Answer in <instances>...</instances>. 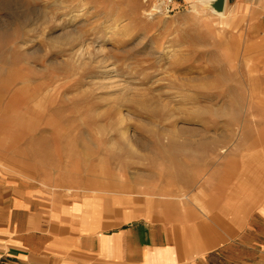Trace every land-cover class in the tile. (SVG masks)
I'll return each mask as SVG.
<instances>
[{
  "label": "rangeland",
  "instance_id": "obj_1",
  "mask_svg": "<svg viewBox=\"0 0 264 264\" xmlns=\"http://www.w3.org/2000/svg\"><path fill=\"white\" fill-rule=\"evenodd\" d=\"M153 1L0 0V152L40 137L42 168L74 192L108 200L153 180L192 199L225 138L235 151L264 136V48L247 22L201 0L155 16Z\"/></svg>",
  "mask_w": 264,
  "mask_h": 264
},
{
  "label": "crops",
  "instance_id": "obj_2",
  "mask_svg": "<svg viewBox=\"0 0 264 264\" xmlns=\"http://www.w3.org/2000/svg\"><path fill=\"white\" fill-rule=\"evenodd\" d=\"M228 12L264 48V0ZM24 141L0 152V264H264V136L235 151L225 138L192 199L153 180L108 200L74 192L71 175L42 168L41 138Z\"/></svg>",
  "mask_w": 264,
  "mask_h": 264
},
{
  "label": "built area",
  "instance_id": "obj_3",
  "mask_svg": "<svg viewBox=\"0 0 264 264\" xmlns=\"http://www.w3.org/2000/svg\"><path fill=\"white\" fill-rule=\"evenodd\" d=\"M177 0H154L153 1V14L155 16L169 17L174 14V6Z\"/></svg>",
  "mask_w": 264,
  "mask_h": 264
},
{
  "label": "water",
  "instance_id": "obj_4",
  "mask_svg": "<svg viewBox=\"0 0 264 264\" xmlns=\"http://www.w3.org/2000/svg\"><path fill=\"white\" fill-rule=\"evenodd\" d=\"M200 2L207 6L208 9H212L216 14L226 11L227 0H202Z\"/></svg>",
  "mask_w": 264,
  "mask_h": 264
},
{
  "label": "bare ground",
  "instance_id": "obj_5",
  "mask_svg": "<svg viewBox=\"0 0 264 264\" xmlns=\"http://www.w3.org/2000/svg\"><path fill=\"white\" fill-rule=\"evenodd\" d=\"M147 1V0H146ZM202 1V0H201ZM213 14H215L216 16H218V17H221V18H225V16H226V11L224 12V13H221V14H216V13H214V11L211 9L210 10ZM259 181V180H258ZM259 182H261V181H259Z\"/></svg>",
  "mask_w": 264,
  "mask_h": 264
}]
</instances>
